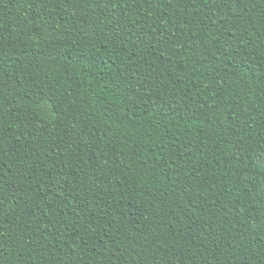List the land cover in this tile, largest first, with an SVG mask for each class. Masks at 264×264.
<instances>
[{"label":"trees","instance_id":"obj_1","mask_svg":"<svg viewBox=\"0 0 264 264\" xmlns=\"http://www.w3.org/2000/svg\"><path fill=\"white\" fill-rule=\"evenodd\" d=\"M0 264H264V0H0Z\"/></svg>","mask_w":264,"mask_h":264}]
</instances>
